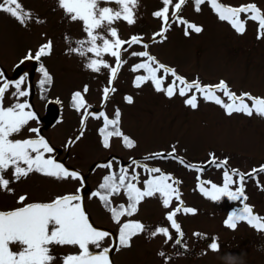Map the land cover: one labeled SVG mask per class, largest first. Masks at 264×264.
Instances as JSON below:
<instances>
[{"label": "rangeland", "instance_id": "1", "mask_svg": "<svg viewBox=\"0 0 264 264\" xmlns=\"http://www.w3.org/2000/svg\"><path fill=\"white\" fill-rule=\"evenodd\" d=\"M221 2L232 5L255 2L264 8V0ZM21 3L33 10V16L39 15L43 23L33 21L31 26L25 27L11 15L0 11V66L10 78H18L17 61L25 50L35 48L45 38L42 33L53 39L54 51L45 56L44 61L54 74L48 96L54 101V97H60L59 122L50 126L55 111L46 112L47 102L42 97L41 90L34 87L40 77L38 71L31 76L29 99L40 117L39 126L43 134L55 145L58 157L86 177L87 188L94 190L107 171L104 167H97L98 162L112 156L120 158L114 164L129 162L130 156L142 159L147 152L171 150V146L177 141L178 154L189 163L208 160L210 152L220 158L229 156L230 166L243 171L264 163V117L236 112L229 115L222 106L204 101L202 97H199L198 108L192 109L183 102L184 97L176 95L169 98L148 82L135 87L131 83L134 73L130 64L136 58L127 57V53L124 56L128 63L120 69L116 81L117 91L111 94L105 110L111 113L115 106L122 109L121 127L126 134L138 141L137 145L129 149L123 144L122 138L114 136L110 138V147L105 148L98 133L102 121L90 117L84 135L69 146L68 138L74 136L80 127V115L71 107L70 93L84 83H89L90 92L86 97L93 106L92 110H100L103 107L102 87L106 83V72L96 73L86 69L84 61L87 56L68 54L65 51L66 47L74 46V42L83 38L86 33L83 31L82 21L69 20L64 10L58 6L57 0H21ZM98 3L101 6L119 7L118 0H98ZM160 3L161 0H137L135 22L128 24L120 19L113 26L118 27L122 38L133 33H144V38L148 39L158 29L160 21L152 12ZM202 8L203 11L197 12L194 0H188L182 12L187 18L203 24L200 33L193 30L190 35H185L183 26L175 23L169 29L166 40L157 41L150 46L153 53L163 62L177 67L189 79L199 77L204 83L214 84L224 78L233 90L264 95V38L257 37L258 22L247 20L246 31L239 33L228 22L219 20L209 7L202 5ZM244 15L246 14H242V18ZM98 30L108 34L104 25ZM104 58L114 62V58L107 54ZM125 93L133 94L134 100L125 101ZM12 100L8 96L5 102L11 103ZM36 123L29 122L33 127ZM19 135L23 137L34 133L25 127ZM145 162L171 171L180 182L181 198L185 206L196 207L198 211L177 214L185 232L183 241L187 248L171 241L164 243L162 236L150 237L147 232H142L133 237L130 247L111 253L115 264H231L232 256L241 255L243 264H264V230H258L246 221H237L235 229L225 225L223 221L228 212L239 206V202L227 197L214 202L204 197L197 187L199 179L222 183L221 168L203 164L205 171L198 173L197 170L189 169L171 159ZM140 171L143 173L142 169ZM260 179L264 181V174H261ZM76 185V180L61 183L53 177L33 172L17 182L16 186L18 191H29L36 198H47L52 192L73 189ZM245 191L248 195L247 202L254 206V211L264 215V188H260L255 179H249L246 181ZM122 198L126 200V197L116 196L115 203H119ZM13 202L12 194L0 191V207ZM165 210L157 196H146L134 215L155 226L166 221ZM87 211L96 225L116 231L117 226L111 220L110 211L97 198L87 200ZM172 231L175 232L174 229ZM196 232L202 235L197 236ZM212 239L217 240L220 245L218 249L209 247ZM161 248L169 257L167 261L158 254ZM71 250V247L64 246L54 248L56 264H61V254Z\"/></svg>", "mask_w": 264, "mask_h": 264}, {"label": "snow or ice", "instance_id": "2", "mask_svg": "<svg viewBox=\"0 0 264 264\" xmlns=\"http://www.w3.org/2000/svg\"><path fill=\"white\" fill-rule=\"evenodd\" d=\"M57 3L69 20L82 21L86 33L74 42V46L66 47L65 51L87 56L84 61L86 69L96 73L106 72V83L102 87L103 107L100 110H92L93 106L86 97L90 92L89 83L71 91V107L80 115V127L74 136L68 138L69 146L84 135L90 117L102 121L98 133L105 148L110 147V138L114 136L122 138L123 144L129 149L137 145L138 141L121 127L122 109L115 106L111 113L105 110L111 94L117 91L116 81L120 69L128 63L125 53L127 57L136 58L130 64L134 73L131 83L135 87L148 82L169 98L176 95L184 97L183 102L192 109L198 108L199 97H202L204 101L222 106L229 115L236 112L264 117V95L233 90L224 78L214 84L204 83L199 77L189 79L177 67L163 62L153 53L150 46L166 40L169 29L175 23L183 26L185 35H190L193 30L196 33L203 30L202 23L182 14L188 0H161L152 12L160 23L148 39L144 38V33H133L122 38L118 27L113 26L120 19L128 24L135 22L137 0H118V8L101 6L98 0H57ZM202 5L209 7L219 20L228 22L239 33L246 31L247 20L258 22L257 37L264 38V8L257 3L232 5L221 0H194L197 12L203 11ZM0 11L11 15L25 27L31 26L33 21L43 23L42 18L33 16V10L26 8L21 0H0ZM242 14L246 15L242 18ZM102 25L106 26L108 34L98 30ZM42 35L45 38L35 48H27L17 63L22 66L29 60L38 62L40 77L37 84L43 92L54 81V74L44 61V57L54 51V41L46 33ZM105 54L114 58V62L104 58ZM17 76L10 78L0 66V191L12 194L14 201L11 205L0 207V264H56L53 249L58 246L73 249L61 254V264H115L111 253L130 247L133 237L142 232H147L150 237L162 236L164 243L171 241L187 248L183 241L185 232L177 214L196 213L198 209L185 206L180 182L171 171L146 163L147 160H175L198 173L205 171L203 164L221 168L222 183L199 179V191L214 202L220 201L222 197L239 202V206L228 212L223 221L225 225L235 229L237 221H246L256 229L264 230V215L254 211V206L247 202L245 191L249 179H255L256 184L264 188V181L260 179L261 174H264V163L243 171L230 166L229 156L220 158L214 152L209 153L206 161L189 163L178 154V141L171 146V150L147 152L142 159L130 156L129 162L114 164L120 158L112 156L98 162L96 166L104 167L107 171L94 190L87 188L86 177L59 158L55 145L43 134L39 126L40 117L29 99L32 86L29 72L21 74L18 68ZM8 96L13 98L11 103L5 102ZM54 99L60 103L59 96ZM123 99L132 102L134 95L125 93ZM30 121H36V126H30ZM25 127L34 135L21 137L19 134ZM33 172L53 177L61 183L76 180L77 185L73 189L52 192L47 198H36L23 189L18 191L17 182ZM116 196L126 197V200L122 198L119 203H115ZM146 196L160 199L166 209V221L152 226L134 215ZM90 198H97L110 211L111 220L117 226L116 231L94 223L87 211V200ZM195 235L202 234L196 232ZM209 247L215 250L220 245L216 239H212ZM158 254L165 261L169 259L163 248Z\"/></svg>", "mask_w": 264, "mask_h": 264}, {"label": "trees", "instance_id": "3", "mask_svg": "<svg viewBox=\"0 0 264 264\" xmlns=\"http://www.w3.org/2000/svg\"><path fill=\"white\" fill-rule=\"evenodd\" d=\"M27 64H29V63H27ZM26 64V65H27ZM26 65H24V66H26ZM24 66H21L19 69L20 70H22V69H24ZM37 86H38V84H37ZM39 87V86H38ZM40 88V87H39ZM48 89H49V86H46V88L44 89V91L42 92V94H43V98L45 99V100H49V98H47V93H48ZM49 102V101H48ZM53 105H54V103H51V102H49L48 103V110H54V107H53Z\"/></svg>", "mask_w": 264, "mask_h": 264}, {"label": "clouds", "instance_id": "4", "mask_svg": "<svg viewBox=\"0 0 264 264\" xmlns=\"http://www.w3.org/2000/svg\"><path fill=\"white\" fill-rule=\"evenodd\" d=\"M239 261V264H243V256H232L231 258V264H236V262Z\"/></svg>", "mask_w": 264, "mask_h": 264}]
</instances>
